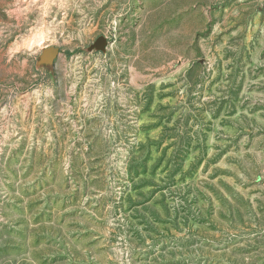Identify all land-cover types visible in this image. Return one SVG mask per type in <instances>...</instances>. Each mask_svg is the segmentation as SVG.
<instances>
[{
  "label": "rangeland",
  "instance_id": "obj_1",
  "mask_svg": "<svg viewBox=\"0 0 264 264\" xmlns=\"http://www.w3.org/2000/svg\"><path fill=\"white\" fill-rule=\"evenodd\" d=\"M0 264H264V0H0Z\"/></svg>",
  "mask_w": 264,
  "mask_h": 264
},
{
  "label": "water",
  "instance_id": "obj_2",
  "mask_svg": "<svg viewBox=\"0 0 264 264\" xmlns=\"http://www.w3.org/2000/svg\"><path fill=\"white\" fill-rule=\"evenodd\" d=\"M108 41L105 36H99L92 44V48L97 50H104L107 47Z\"/></svg>",
  "mask_w": 264,
  "mask_h": 264
}]
</instances>
